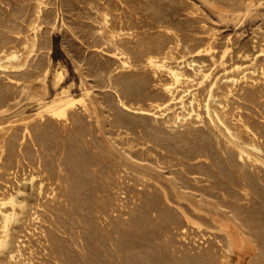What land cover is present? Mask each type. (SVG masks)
Returning a JSON list of instances; mask_svg holds the SVG:
<instances>
[{
	"label": "rangeland",
	"instance_id": "1",
	"mask_svg": "<svg viewBox=\"0 0 264 264\" xmlns=\"http://www.w3.org/2000/svg\"><path fill=\"white\" fill-rule=\"evenodd\" d=\"M169 38L174 39L173 42ZM3 43L17 52L19 60L10 62L2 58L0 61V105H3L0 106V198L17 197L15 212L18 219L16 217L10 226L8 242L12 245L9 249L5 245L0 247V264H204V261L209 264L211 260L214 264L215 258L217 264H264V0H0V44ZM155 49L161 50L160 53L164 51L160 54L161 61L168 58L172 66L185 73L182 80L176 82L166 69L155 70L144 61L139 62L147 50ZM124 51L132 56L135 69H123L119 60ZM126 79H129L128 83ZM124 86L130 88L126 90ZM169 86L174 87V96L166 92ZM120 94L129 109L119 103ZM183 96L184 105L180 103ZM66 97L73 99L76 105L70 123H58L45 106H56L60 98ZM107 117L115 118L116 122ZM81 137L84 140H78ZM2 145L7 148L6 152ZM196 150L203 151L197 153ZM71 155L78 157V161L75 157L70 159ZM72 172L77 176L72 177ZM99 176L101 179L98 180ZM172 177H179L187 186H192L191 189L209 204L200 205L198 200L179 196L170 183ZM117 180L123 184L120 186ZM59 181H65L64 187ZM205 182L207 185L203 184ZM67 186L72 189L65 188ZM89 186L94 190H89ZM88 197L93 200L89 201ZM147 199H151L148 200L150 206L145 204ZM75 201H79L77 206ZM157 203L161 205L157 206ZM6 210L12 212V205L8 204ZM157 212L164 216L165 222L163 217H157ZM146 216L150 218L147 222ZM91 221L98 228H91ZM152 221L156 223L152 224ZM2 222L0 215V236L4 231ZM145 228L148 230H143ZM171 239H174L171 242H177L170 244Z\"/></svg>",
	"mask_w": 264,
	"mask_h": 264
},
{
	"label": "bare ground",
	"instance_id": "2",
	"mask_svg": "<svg viewBox=\"0 0 264 264\" xmlns=\"http://www.w3.org/2000/svg\"><path fill=\"white\" fill-rule=\"evenodd\" d=\"M236 1H237V0H236ZM243 1H244V0H243ZM233 3H234V2H233ZM242 3H243V2H242ZM42 4H43V3H42ZM203 4H204V3H203ZM240 5H241V4H240ZM241 6H242V5H241ZM243 6H244V5H243ZM243 6H242V7H243ZM153 7H154V6H153ZM154 9H155V8H154ZM249 9H250V8H249ZM237 10H238V9H237ZM239 10H240V8H239ZM40 11H41V10H40ZM153 12H155V11H153ZM158 13H159V11H158ZM160 13H161V12H160ZM155 14H156V13H155ZM161 14H162V13H161ZM157 15H158V14H157ZM156 17H158V16H156ZM104 18H105V16H104ZM108 18H109V17H108ZM161 19H162V16H161ZM164 19L166 20V18H164ZM157 20H158V19H157ZM105 21H107V19H106ZM157 22H158V21H157ZM167 22H168V20H167ZM109 23H111V22H109ZM158 23H159V22H158ZM158 23H157V24H158ZM168 23H169V22H168ZM105 24H106V23H105ZM122 24H123V23H122ZM36 26H37V25H36ZM172 26H173V25H172ZM35 28H36V27H35ZM114 28H115V27H114ZM129 28H130V27H129ZM164 28H166V27H164ZM170 28H171V27H170ZM108 29H109V28H108ZM168 29H169V28H168ZM104 30H105V29H104ZM102 31H103V29H102ZM110 31H111V30H110ZM110 31H108V32H110ZM128 31H129V30H128ZM170 31H171V30H170ZM105 32H106V31H105ZM114 32H115V31H114ZM131 32H133V31H131ZM136 32H137V31H136ZM136 32H135V33H136ZM167 32H168V31H167ZM174 32H176V31H174ZM101 33L103 34V32H101ZM111 33H112V32H111ZM115 33H116V32H115ZM128 33H129V32H128ZM112 34H113V33H112ZM162 34H163V33H162ZM174 34H177V33H174ZM179 34H180V33H179ZM106 35H107V34H106ZM113 35H114V34H113ZM135 35H136V34H135ZM167 35H168V34H167ZM167 35H166V36H167ZM172 35H173V34H172ZM107 36H108V35H107ZM111 36H112V35H111ZM117 36H118V35H117ZM174 36H175V35H174ZM104 37H105V36H104ZM108 37H110V36H108ZM114 37H115V36H114ZM118 37H120V36H118ZM122 37H123V34H122ZM132 37H133V36H132ZM160 38H161V37H160ZM160 38H159V41L161 40ZM167 38H168V37H167ZM167 38H166V39H167ZM172 38H173V36H172ZM127 39H128V38H127ZM127 39H126V40H127ZM180 39H181V37H180ZM115 40H116V39H115ZM115 40H114V41H115ZM121 40H122V39H121ZM133 40H134V39H133ZM157 40H158V39H157ZM169 40H172V39L169 38ZM169 40H168V41H169ZM173 40H174V39H173ZM173 40H172V42H173ZM129 41H130V40H129ZM138 41H139V40H138ZM159 41H158V42H159ZM162 41H163V40H162ZM164 41H165V40H164ZM178 41H179V40H178ZM140 42H142V40H140ZM145 42H146V41H145ZM110 43H113V42H110ZM116 43H117V42H116ZM121 43H122V42H121ZM131 43H132V42H131ZM152 43H155V42H152ZM156 43H157V42H156ZM160 43H161V41H160ZM160 43H159V45H160ZM162 43H163V42H162ZM107 44H109V43H107ZM119 44H120V43H119ZM136 44H138V42H137ZM146 44H147V43H146ZM148 44H149V43H148ZM148 44H147V45H148ZM165 44H168V43H165ZM174 44H175V43H174ZM174 44H173L172 46H174ZM176 44H177V43H176ZM115 45H116V44H115ZM115 45H113V46H115ZM128 45H130V44H128ZM139 45H142V44H139ZM153 45H154V44H153ZM153 45H152V46H153ZM156 45H157V44H156ZM207 45H208V44H207ZM120 46L122 47V45H120ZM144 46H145V44H144ZM150 46H151V45H150ZM152 46H151V47H152ZM168 46H169V45H168ZM175 46H176V45H175ZM179 46H180V45H179ZM125 47H126V46H125ZM140 47H141V46H140ZM145 47H146V46H145ZM153 47H154V46H153ZM156 47H158V46H156ZM156 47H155V48H156ZM161 47H162V45H161ZM199 47H200V46H199ZM126 48H127V47H126ZM130 48H131V47H130ZM169 48H170V47H169ZM172 48H173V47H172ZM204 48H205V47H204ZM204 48H203V49H204ZM210 48H211V47H210ZM119 49H120V48H119ZM136 49H137V48H136ZM143 49H144V48H143ZM153 49H154V48H153ZM158 49H159V47H158ZM158 49H157V51H156V49H155V51H154V50H150V51L147 50L148 52L146 51L145 54L143 53L144 55L142 54V55H143V58H142L140 61H139L138 59H137V60H138L139 62H142V63H143V61H144L145 64L149 65L151 68H153V69H155V70L166 69V70L168 71V73L171 75V77L175 79L176 82H179L180 80H182V79L184 78V74H185V73L183 74V72L181 71V69H180L179 67L172 66V65L169 63V61H168V60H170V59L165 58L164 61H163V60L161 61V59H160V54L163 53L164 51L160 53L161 50L159 51ZM165 49H166V46H165ZM170 49H171V48H170ZM173 49H174V48H173ZM175 49H176V48H175ZM115 50H116V48H115ZM125 50H126V49H125ZM127 50H128V49H127ZM138 50H139V49H138ZM163 50H164V49H163ZM118 51H119V50H118ZM121 51H123V50H121ZM132 51H133V50L131 49V53H132ZM139 51H140V50H139ZM139 51H138V52H139ZM158 51H159V52H158ZM173 51H174V50H173ZM200 51H201V50H200ZM200 51H198L197 53L199 54ZM203 51H204V50H203ZM135 52H136V51H135ZM144 52H145V51H144ZM205 52H206V51H205ZM141 53H142V52H141ZM165 53H166V52H165ZM169 53H172V52L170 51ZM200 53H201V52H200ZM31 54H32V53H31ZM128 54H129V53H128ZM128 54H127L125 51H124V52H121V58H120L119 61H121L120 64H122L123 69L132 68V67H133L132 63L135 62V61L132 60V59H133L132 56L130 57ZM134 54H135V53H134ZM163 54H164V53H163ZM163 54H162V55H163ZM29 55H30V54H29ZM118 55H119V54H118ZM137 55H139V54L137 53ZM140 55H141V54H140ZM166 56H167V55H166ZM169 56H170V55H169ZM133 57H134V56H133ZM136 57H137V56H136ZM2 58H7L8 60H10V62H11V61H13V62H17V61L19 60V56H18L17 52H16V51H11L10 49H8V47L5 46L4 43H3V45L0 44V61L2 60ZM172 58H173V56H172ZM26 63H27V61H26ZM138 64H139V63H138ZM190 64H191V63H190ZM140 65H141V64H140ZM188 65H189V64H188ZM15 66H16V65H15ZM134 66H136V65H134ZM137 66H138V65H137ZM141 66H142V65H141ZM143 66H144V64H143ZM178 66H179V65H178ZM18 67H19V66H18ZM133 68H134V67H133ZM136 68H137V67H136ZM146 68H147V67H146ZM151 68H150V69H151ZM5 69H6V68H5ZM20 69H21V68H20ZM134 69H135V68H134ZM27 71H28V70H27ZM32 72H33V71H32ZM45 73H47V72L45 71ZM61 75H62V74H61ZM208 75H209V74H208ZM157 76H158V75H157ZM206 76H207V75H206ZM206 76H205V77H206ZM39 77H40V76H39ZM203 77H204V76H203ZM110 79H111V78H110ZM128 80H129V79H128ZM128 80L126 79L127 83H128ZM122 81H123V80H122ZM111 82H112V81H111ZM123 82H125V81H123ZM118 83H119V82H118ZM120 83H121V82H120ZM125 83H126V82H125ZM125 83H123V84H125ZM130 83H131V82H130ZM132 83H133V82H132ZM115 84H116V83H115ZM115 84H114V85H115ZM116 85H117V84H116ZM118 85H119V84H118ZM125 85H127V84H125ZM111 86H113V85H111ZM132 86H133V85H132ZM214 86H215V85H214ZM124 87H125V86H124ZM126 87H128V86H126ZM126 87H125V88H126ZM114 88H115V86H114ZM129 88H130V87H129ZM129 88H128V89H129ZM173 88H174V87L169 86V87H167V89H166V88H165V89L167 90L166 92H168V93H170V94H172V95L174 96ZM128 89L126 88V90H128ZM131 90H132V89H131ZM123 92H124V91H123ZM125 92H126V91H125ZM127 92H128V91H127ZM129 92H131V91H129ZM211 93H212V92H211ZM211 93H210V94H211ZM63 94H64V93H63ZM122 95H123V94H122ZM123 96H124V95H123ZM125 97H126V96H125ZM127 98H128V97H127ZM14 99H15V98H14ZM171 99H172V98H171ZM175 99H176V98H174V100H175ZM127 100H128V99H127ZM127 102H128V101H127ZM119 103H120L123 107L129 109L128 105H127L126 102L124 101V99H123V97L121 96V94L119 95ZM180 103H181L182 105L185 104V97H184V96L180 98ZM248 103H249V102H248ZM75 105H76V104H75V101H74L73 99H70V98H67V97H66V99H65V98H60V99L57 101V105H56V106H51V107H47V106H45V107L48 108V109H47L48 113H50V114L52 115V117L56 120V122H58V123H63V124H68V123H70V120H71V118H72V117H71V112H72V110L74 109ZM0 106H1V105H0ZM1 107H3V105H2ZM1 107H0V108H1ZM162 107H163V106H162ZM183 107H184V106H183ZM43 109H44V108H43ZM142 109H143V108H142ZM208 109H209V108H208ZM1 110H2V109H1ZM144 112H145V111H144ZM141 113H142V112H141ZM192 113H193V112H192ZM79 114H81V113H79ZM79 114H78V116H79ZM195 114H196V113H195ZM14 115H15V114H14ZM39 115H41V114H39ZM43 115H45V114H43ZM179 115H180V114H179ZM41 116H42V115H41ZM177 116H178V114H177ZM82 117H84V116H82ZM120 117H121V116H120ZM86 118H87V117H86ZM107 118H108V117H107ZM121 118H123V117H121ZM178 118H179V117H178ZM74 119H75V118H74ZM79 119H80V118H79ZM83 119H84V118H83ZM108 119H109V118H108ZM180 119H182V118H180ZM50 120H51V119H50ZM52 120H53V119H52ZM55 120H54V121H55ZM81 120H82V119H81ZM85 120H86V119H84V121H85ZM90 120H91V119H90ZM109 120H110V119H109ZM111 120H113V119H111ZM111 120H110V121H111ZM114 120H115V118H114ZM114 120H113V122H116V120H115V121H114ZM127 120H128V119H127ZM54 121H53V122H54ZM84 121H83V123H84ZM86 121H87V120H86ZM107 121H108V120H107ZM180 121H182V120H180ZM73 122H74V121H73ZM78 122H79V120H78ZM87 122H88V121H87ZM89 122H90V121H89ZM94 122H95V121H94ZM101 122H102V121H101ZM111 122H112V121H111ZM117 122L119 123V119H118ZM120 122H121V121H120ZM74 123H75V122H74ZM76 123H77V122H76ZM80 123H81V122H80ZM54 124H55V123H54ZM84 124H85V123H84ZM88 124H89V123H88ZM90 124H91V123H90ZM95 124H96V123H95ZM115 124H116V123H115ZM115 124H114V125H115ZM123 124H124V123H123ZM123 124H122V125H123ZM127 124H128V123H127ZM127 124H126V125H127ZM131 124H132V123H131ZM131 124H130V125H131ZM70 125H71V124H70ZM74 125H75V124H74ZM76 125H78V123H77ZM82 125H83V124H82ZM93 125H94V124H93ZM118 125H119V124H118ZM122 125H121V126H122ZM124 125H125V124H124ZM80 126H81V125H80ZM87 126H88V125H87ZM109 126H110V124H109ZM109 126H108V127H109ZM65 127H66V126H65ZM75 127H76V126H75ZM77 127H78V126H77ZM77 127H76V129H77ZM81 127H82V126H81ZM83 127H84V126H83ZM83 127H82V128H83ZM90 127H91V126H90ZM111 127H112V123H111ZM111 127H109V128H111ZM124 127H125V126H124ZM127 127H128V126H127ZM28 128H29V127H28ZM70 128L72 129V127H70ZM78 128H79V127H78ZM82 128H81V129H82ZM59 129H60V128H59ZM68 129H69V128H68ZM71 129H70V130H71ZM84 129H85V128H84ZM97 129H98V128H97ZM112 129H113V128H112ZM122 129H123V128H122ZM129 129H130V128H129ZM26 130H27V129H26ZM29 130H30V128H29ZM53 130H56V129H53ZM72 130H73V129H72ZM85 130H86V129H85ZM88 130H89V129H88ZM104 130H105V129H104ZM115 130H116V129H115ZM115 130H114V131H115ZM30 131H31V130H30ZM58 131H60V130H58ZM58 131H54V132H58ZM86 131H87V130H86ZM86 131H85V132H86ZM89 131H91V130H89ZM93 131H94V130H93ZM101 131H102V130H101ZM105 131H106V130H105ZM116 131H117V130H116ZM227 131H228V130H227ZM77 132H78V131H76V133H77ZM87 132H88V131H87ZM107 132H108V131H107ZM231 132H232V131H231ZM88 133H89V132H88ZM88 133H87V134H88ZM94 133H95V132H94ZM102 133H103V131H102ZM113 133H114V132H113ZM122 133H123V132H122ZM127 133H128V132H127ZM131 133H132V132H131ZM227 133H228V132H227ZM31 134H32V133H31ZM45 134H47V133H45ZM55 134H56V133H55ZM79 134H80V132H79ZM83 134H84V133H83ZM85 134H86V133H85ZM92 134H93V133H92ZM103 134H104V133H103ZM118 134H119V133H118ZM75 135H76V134H75ZM81 135H82V134H81ZM97 135H98V134H97ZM109 135H110V134H109ZM45 136H46V135H45ZM51 136H52V135H51ZM54 136L56 137L57 135H54ZM69 136H70V134H69ZM73 136H74V134H73ZM73 136H72V137H73ZM82 136H83V135H82ZM85 136H86V135H85ZM128 136H129V135H128ZM130 136H131V135H130ZM153 136H154V135H153ZM58 137H59V136H58ZM78 137H79V136H78ZM83 137H84V136H83ZM104 137H105V136H104ZM110 137H111V136H110ZM132 137H133V136H132ZM151 137H152V136H151ZM69 138H70V137H69ZM73 138H74V137H73ZM75 138H76V136H75ZM99 138H100V137H99ZM116 138H117V137H116ZM146 138H147V136H146ZM149 138H150V137H148V139H149ZM70 139H71V138H70ZM81 139H83V138L81 137V138H79L78 140L82 141ZM100 139H101V138H100ZM123 139H124V138H123ZM127 139H128V138H127ZM144 139H145V138H144ZM156 139H157V138H156ZM156 139H155V140H156ZM162 139H163V138H162ZM183 139H184V138H183ZM83 140H84V139H83ZM90 140H91V139H90ZM102 140H103V139H102ZM115 140H116V139H115ZM118 140H119V139H118ZM128 140H129V139H128ZM158 140H160V139H158ZM73 141H74V139H73ZM75 141H76V139H75ZM75 141H74V142H75ZM92 141H93V140H92ZM92 141H91V142H92ZM131 141H134V140H130V142H131ZM135 141H136V140H135ZM137 141H138V140H137ZM139 141H140V140H139ZM139 141H138V142H139ZM163 141H164V140H162V142H163ZM182 141H183V140H182ZM204 141H205V140H204ZM71 142H72V141H71ZM78 142H79V141H78ZM84 142H85V141H84ZM86 142H87V140H86ZM88 142H89V141H88ZM94 142H95V141H94ZM94 142H93V143H94ZM126 142H127V141H126ZM156 142H157V141H156ZM160 142H161V141H160ZM160 142H159V143H160ZM165 142H166V141H165ZM231 142H232V141H231ZM82 143H83V142H82ZM96 143H97V142H96ZM109 143H110V142H109ZM123 143H124V142H123ZM139 143H140V142H139ZM143 143H144V142H143ZM146 143H147V142H146ZM146 143H145V144H146ZM151 143H152V140H151ZM229 143H230V142H229ZM229 143H227V144H229ZM70 144H71V143H70ZM72 144H74V143L72 142ZM80 144H81V143H80ZM86 144H87V143H86ZM110 144H111V143H110ZM136 144H137V143H135V145H136ZM141 144H142V142H141ZM145 144H144V145H145ZM156 144H157V143H156ZM163 144H164V143H163ZM232 144H233V143H232ZM4 145H5V144H4ZM75 145H76V144H75ZM83 145H85V144H83ZM89 145H90V144H89ZM98 145H99V143H98ZM128 145H129V144H128ZM142 145H143V144H142ZM218 145H219V144H218ZM220 145H221V143H220ZM72 146H74V145H72ZM72 146H71V147H72ZM81 146H82V145H81ZM81 146H80V147H81ZM91 146L94 147L92 144H91ZM133 146H134V145H133ZM161 146H162V148H163V145H161ZM167 146H169V145H167ZM199 146H200V145H199ZM199 146H198V147H199ZM2 147H3V145H2ZM13 147H14V145H13ZM17 147H19V146H17ZM63 147H64V145H63ZM82 147H83V146H82ZM86 147H87V146H86ZM101 147H102V145H101ZM137 147H138V146H137ZM146 147L148 148V145H146ZM146 147H145V149H146ZM157 147H158V146H157ZM164 147H165V146H164ZM169 147H170V146H169ZM200 147H201V146H200ZM226 147H227V145H226ZM239 147H240V146H239ZM67 148L69 149V146H68ZM74 148H75V147H74ZM84 148H85V147H84ZM90 148H91V147H90ZM112 148H113V146H112ZM122 148H123V147H122ZM125 148H126V147H125ZM142 148H143V146H142ZM149 148H150V147H149ZM154 148H155V145H154ZM162 148H161V149H162ZM236 148H237V147H236ZM65 149H66V147H65ZM76 149H77V147H76ZM76 149H74V150H76ZM78 149H79V148H78ZM82 149H83V148H82ZM113 149H114V148H113ZM138 149H139V151H140V148H138ZM143 149H144V148H143ZM150 149L152 150L153 148L151 147ZM157 149H158V148H157ZM163 149H164V148H163ZM165 149H166V148H165ZM169 149H170V148H169ZM201 149H203V148H201ZM206 149H207V148H206ZM223 149H224V148H223ZM253 149H254V148H253ZM2 150L6 152L7 148H6V147H5V148L3 147ZM63 150H64V149H63ZM74 150H73V151H74ZM88 150H92V149H88ZM95 150H96V149H95ZM114 150H115V149H114ZM159 150H160V149H158V151H159ZM166 150H168V148H167ZM170 150H171V149H170ZM197 150H198V149H197ZM197 150H196V152L198 153L199 151H197ZM199 150H200V148H199ZM204 150H205V149H204ZM207 150H209V149H207ZM220 150H222V149H220ZM238 150H239V148H238ZM13 151H14V149H13ZM71 151H72V150H71ZM82 151H83V150H82ZM84 151H85V149H84ZM136 151H138V150H136ZM136 151H135V153H136ZM144 151H145V150H143V153H144ZM147 151H148V150H147ZM152 151L154 152V150H152ZM202 151H203V150H202ZM202 151H201V152H202ZM225 151H226V150H225ZM225 151H224V152H225ZM239 151L241 152V151H243V149H241V150H239ZM261 151H262V150H261ZM98 152H99V151H98ZM106 152H107V151H106ZM106 152H105V153H106ZM156 152H157V151H156ZM156 152H155V154L158 153V152H157V153H156ZM161 152L163 153L162 150H161ZM172 152H173V151H172ZM201 152H199V153H201ZM205 152H207V151H205ZM222 152H223V151H222ZM70 153H71V152H70ZM76 153L78 154V152H75V154H76ZM79 153H80V152H79ZM95 153H96V152H95ZM95 153H93V155H94ZM99 153H100V152H99ZM103 153H104V152H103ZM139 153H142V150H141V152H139ZM139 153H138V154H139ZM147 153H148V152H147ZM165 153L167 154V151H166ZM174 153H175V152H174ZM193 153H195V152H193ZM203 153H204V152H203ZM209 153H210V151H209ZM232 153H233V152H232ZM72 154H73V153H72ZM75 154H74V155H75ZM81 154H83V153H81ZM81 154H80V155H81ZM85 154H86V153H85ZM85 154H84V155H85ZM90 154H91V153H90ZM90 154H89V155H90ZM107 154H108V153H107ZM133 154H134V153H133ZM136 154H137V153H136ZM138 154H137V155H138ZM155 154H154V155H155ZM158 154H160V152H159ZM176 154H177V153H176ZM179 154H180V153H179ZM206 154H207V156L209 155L208 153H206ZM211 154H213V153H211ZM243 154H244V153H243ZM86 155L88 156V154H86ZM86 155H85V157H86ZM91 155H92V154H91ZM103 155H104V154H103ZM103 155H101V156H103ZM108 155H109V154H108ZM142 155H143V154H141V156H142ZM144 155L147 156V154H144ZM154 155H152V156H154ZM161 155H162V154H161ZM164 155H165V154H164ZM170 155H171V157H172V154H170ZM177 155H178V154H177ZM188 155H189V154H188ZM190 155H191V154H190ZM194 155H196V154H194ZM213 155H214V154H213ZM233 155H234V154H233ZM13 156H14V154H13ZM15 156H16V155H15ZM77 156H79V155H77ZM94 156H95V155H94ZM94 156H93V157H94ZM98 156H99V155H98ZM101 156H100V157H101ZM104 156H105V155H104ZM104 156H103V157H104ZM150 156H151V155H150ZM166 156H167V155H166ZM175 156H176V155H175ZM179 156H180V155H179ZM192 156H193V155H192ZM202 156H203V155H201V157H202ZM204 156H205V155H204ZM209 156H210V155H209ZM209 156H208V157H209ZM211 156H212V155H211ZM226 156H227V157H228V156L230 157V155H227V154H226ZM238 156H239V155H238ZM242 156H243V155H242ZM39 157H40V156H39ZM41 157H42V156H41ZM41 157H40V158H41ZM71 157H72V158H70V159H73V157H75V156L71 155ZM88 157H89V156H88ZM100 157H98V158H100ZM108 157H110V156H108ZM148 157H149V153H148ZM148 157H147V158H148ZM154 157H155V156H154ZM162 157H164V156H162ZM168 157H169V155H168ZM182 157H183V156H182ZM185 157H186V156H185ZM188 157H189V156H188ZM197 157H198V156H197ZM214 157H215V155H214ZM229 157H228V158H229ZM234 157H235V156H234ZM13 158H15V157H13ZM76 158H77V159H76ZM81 158H84V157H81ZM98 158H97V160H96V161H97L96 163H98V165H99L100 162H98V160H99ZM104 158H105V157H104ZM117 158H118V157H117ZM150 158H151V157H150ZM156 158H157V157H156ZM172 158H173V157H172ZM178 158H179V157H178ZM190 158H191V157H190ZM193 158H194V157H193ZM211 158H212V157H211ZM211 158H210V159H211ZM232 158H233V157H232ZM248 158H249V157H248ZM74 159H76V160H75L76 162L78 161V157H75ZM74 159H73V160H74ZM79 159H80V158H79ZM95 159H96V158H95ZM100 159H101V158H100ZM105 159H107V158H105ZM112 159H113V158H112ZM153 159H154V158H153ZM163 159H164V158H163ZM166 159H168V158H166ZM169 159H170V157H169ZM174 159H176V158H174ZM180 159H181V158H180ZM182 159H183V158H182ZM187 159H188V158H187ZM194 159H195V158H194ZM206 159H207V158H206ZM210 159H209V160H210ZM226 159H227V158H226ZM230 159H231V157H230ZM230 159H229V160H230ZM237 159H242V157H241V158H237ZM13 160H14V159H13ZM82 160H84V159H82ZM86 160H87V159H86ZM89 160L91 161L90 158H89ZM89 160H88V161H89ZM92 160H93V159H92ZM170 160H171V159H170ZM178 160H179V159H178ZM200 160H202V158H201ZM200 160H199V161H200ZM204 160H205V159H204ZM212 160H213V159H212ZM212 160H211V161H212ZM231 160H232V159H231ZM80 161H81V159H80ZM80 161H79V162H80ZM93 161H94V160H93ZM103 161H104V159H103ZM109 161H110V160H109ZM109 161H108V162H109ZM113 161H114V160H113ZM136 161H138V160H136ZM145 161H146V160H145ZM148 161H150V160H148ZM155 161L158 162V160H155ZM164 161H165V160H164ZM184 161H185V160H184ZM190 161H191V160H190ZM197 161H198V159H197ZM232 161H233V160H232ZM240 161H241V160H240ZM41 162H42V161H41ZM82 162H83V161H82ZM106 162H107V161H106ZM141 162H142V161H141ZM161 162H162V161H161ZM172 162H173V161H172ZM181 162H182V161H181ZM185 162H187V161H185ZM234 162H236V161H234ZM238 162H239V161H238ZM43 163H44V162H43ZM43 163H41V164H43ZM80 163H81V162H80ZM88 163H89V162H88ZM91 163H92V162H91ZM132 163H133V162H132ZM152 163H153V162H152ZM163 163H164V162H163ZM173 163H174V162H173ZM188 163H189V162H188ZM215 163H217V162H215ZM215 163H214V164H215ZM228 163H229V162H228ZM236 163H237V162H236ZM241 163H242V162H241ZM41 164H38V165H41ZM73 164H74V163H73ZM83 164L85 165L86 163H83ZM93 164H94V162H93ZM93 164H89V166H90V165H93ZM101 164H102V163H101ZM110 164H112V163H110ZM118 164H119V163H118ZM124 164H125V163H124ZM133 164H134V163H133ZM167 164H168V163H167ZM181 164H183V162H182ZM208 164H209V162H208ZM231 164H233V163H231ZM238 164H239V163H238ZM55 165H56V164H55ZM63 165H64V164H63ZM75 165H76V164H75ZM75 165H74V167H75ZM81 165H82V164H81ZM86 165H87V164H86ZM94 165H95V164H94ZM94 165H93V167H94ZM103 165H104V162H103ZM135 165H136V164H135ZM139 165H140V164H139ZM157 165H158V164H157ZM174 165H175V164H174ZM178 165H180V164H178ZM189 165L191 166V164H189ZM210 165H211V164H210ZM234 165L236 166V164H234ZM239 165H241V164H239ZM52 166H54V165H52ZM61 166H62V165H61ZM72 166H73V165H72ZM78 166H80V164H79ZM113 166H114V162H113ZM141 166H142V165H141ZM158 166H159V165H158ZM161 166H162V165H161ZM187 166H188V165H187ZM204 166H205V165H204ZM206 166H207V165H206ZM215 166H216V165H214V167H215ZM237 166H238V165H237ZM42 167H43V165H42ZM48 167H49V165H48ZM64 167H65V165H64ZM64 167H63V169H64ZM96 167H97V166H96ZM98 167H100V166H98ZM110 167H112V166L110 165ZM110 167H109V168H110ZM115 167H116V166H115ZM191 167H192V166H191ZM195 167H196V166H195ZM202 167H203V166H202ZM202 167H201V169H204V168H202ZM241 167H242V166H241ZM40 168H41V167H40ZM43 168H45V167H43ZM43 168H42V169H43ZM56 168H57V167H56ZM75 168H76V167H75ZM77 168H78V167H77ZM103 168H104V167H103ZM121 168L123 169V167H121ZM160 168H161V167H160ZM186 168H187V167H186ZM196 168H197L198 171H200V170L198 169V167H196ZM234 168H237V167H234ZM45 169H46V168H45ZM47 169H48V168H47ZM52 169H53V168H52ZM52 169H51V170H52ZM61 169H62V168H61ZM81 169H82V168H80L79 171H80ZM104 169H105V168H104ZM116 169H117V168H116ZM118 169H119V167H118ZM122 169H120V170H122ZM126 169H127V168H126ZM188 169H190V168L188 167ZM206 169H207V168L205 167V170H206ZM215 169H216V168H215ZM223 169L225 170V168H223ZM223 169H221V170H223ZM37 170H38V169H37ZM55 170L57 171V169H54V171H55ZM59 170H60V169H59ZM84 170H85V169H84ZM86 170H87V169H86ZM90 170H91V169H90ZM98 170H99V169H98ZM101 170H102V169H101ZM105 170H107V169H105ZM114 170H115V169H114ZM124 170H125V169H124ZM124 170H122V171H124ZM176 170H177V169H176ZM178 170H179V169H178ZM186 170H187V169H186ZM209 170H211V169H209ZM212 170H213V169H212ZM240 170H241V168H240ZM43 171H44V170H43ZM46 171H47V170H46ZM56 171H55V172H56ZM61 171H62V170H61ZM73 171H74V169H73ZM81 171H82V173H83V170H81ZM99 171H100V170H99ZM107 171H108V170H107ZM129 171H130V170H129ZM155 171H156V170H155ZM201 171H202V170H201ZM203 171H204V170H203ZM203 171H202V172H203ZM213 171H214V170H213ZM27 172H28V171H27ZM50 172H52V171H50ZM55 172H54V173H55ZM64 172H65V171H64ZM67 172H68V171H67ZM70 172H71V170H70ZM74 172H75V171H74ZM77 172H78V170H77ZM88 172H89V171H88ZM91 172H92V171H91ZM91 172H90V173H91ZM96 172H97V171H96ZM104 172H105V171H104ZM108 172H109V171H108ZM192 172H193V171H192ZM207 172H208V171H207ZM214 172H216V171H214ZM225 172H226V171H225ZM228 172H229V171H228ZM39 173H40V172H39ZM61 173H62V172H61ZM65 173H66V172H65ZM65 173H64V174H65ZM78 173H80V172H78ZM82 173H80V174H82ZM92 173H95V172H92ZM98 173H99V172H98ZM102 173H103V172H102ZM102 173H101V174H102ZM130 173H131V172H130ZM166 173H169V172H166ZM177 173H178V172H177ZM194 173H195V172H194ZM203 173H204V172H203ZM209 173H210V175H213V174H211L210 171H209ZM44 174H45V173H44ZM46 174H47V173H46ZM49 174H50L51 176L53 175V174H51V173H49ZM49 174H47V175H49ZM58 174H59V173H58ZM68 174H69V173H67V176H68ZM84 174H86V173H84ZM88 174H89V173H88ZM104 174H107V173H104ZM113 174H114V173H113ZM113 174H112V175H113ZM125 174H126V173H125ZM190 174H191V171H190ZM199 174H200V173H199ZM219 174H220V170H219ZM221 174H222V172H221ZM224 174H225V173H224ZM47 175H46V176H47ZM72 175H73V172H72ZM75 175H76V174H74L72 177H74ZM82 175H83V174H82ZM90 175H91V174H90ZM93 175H94V174H93ZM96 175H97V174H95V176H96ZM126 175H127V174H126ZM126 175H125V176H126ZM128 175H129V174H128ZM130 175H132V174H130ZM158 175H159V174H158ZM172 175H173V174H172ZM175 175H176V174H175ZM201 175H203V174H201ZM206 175H207V173H206ZM226 175H227V174H226ZM226 175H225V176H226ZM228 175H229V173H228ZM42 176H43V175H42ZM53 176H54V175H53ZM57 176H61V175H57ZM57 176H56V177H57ZM64 176H65V175H64ZM76 176H77V175H76ZM91 176H92V175H91ZM97 176H98V175H97ZM101 176H102V175H101ZM101 176H99L98 180L101 179V178H100ZM116 176H117V175H116ZM120 176H121V175H119V177H120ZM150 176H151V175H150ZM194 176H196V175H194ZM203 176H204V175H203ZM214 176H215V175H214ZM217 176H218V175H217ZM217 176H216V177H217ZM220 176H221V175H220ZM9 177H10V176H9ZM56 177H55V178H56ZM62 177H63V176H62ZM62 177H61V178H62ZM70 177H71V175H70ZM80 177H81V176H80ZM80 177H79V178H80ZM108 177H109V174H108ZM117 177H118V176H117ZM131 177H132V176H131ZM134 177H135V176H134ZM136 177H137V176H136ZM141 177H142V176H141ZM141 177H140V179H141ZM206 177H207V176H206ZM209 177H210V176H209ZM222 177H223V176H222ZM226 177H227V176H226ZM42 178H43V177H42ZM49 178H50V176H49ZM49 178H48V179H49ZM53 178H54V177H53ZM55 178H54V179H55ZM67 178H68V177H67ZM76 178H77V177H75V179H76ZM79 178H78V179H79ZM85 178H86V177H85ZM93 178H94V177H93ZM109 178H111V177H109ZM112 178H113V177H112ZM123 178H124V177H123ZM138 178H139V176H138ZM178 178H179V177H177V178H176V177H172V178L170 179V183L172 184V186H173L174 189L176 190V193H177L179 196H182V197H184V198H185V197H190V199L192 198V199L198 200V201L201 203L200 205H202V203H208V204H209V202H208L207 199H204L203 196H202L201 194H197L196 192L193 191V189H191L192 186H191V188H190L189 186H187V185L181 180V178H180V179H178ZM191 178H193V177H191ZM199 178H200V177H199ZM199 178H198V179H199ZM219 178H220V177H219ZM219 178H218V179H219ZM51 179H52V178H51ZM51 179H50V180H51ZM59 179H60V178H59ZM73 179H74V178H73ZM90 179H91V178H90ZM95 179H96V178H95ZM95 179H94V180H95ZM102 179H103V177H102ZM126 179H128V176H127ZM131 179H132V178H131ZM131 179H130V177H129V180H131ZM135 179L137 180V178H135ZM135 179H134V180H135ZM156 179H157V178H156ZM183 179H184V178H183ZM213 179H214V178H213ZM216 179H217V178H215V180H216ZM221 179H222V178H221ZM44 180H47V179H44ZM65 180H66V179H65ZM68 180H69V179H68ZM80 180H81V179H80ZM85 180H86V179H85ZM87 180H88V179H87ZM91 180H92V179H91ZM105 180H106V179H105ZM118 180H119V179H118ZM118 180H117V181H118ZM120 180H122V179H120ZM120 180H119V181H120ZM123 180H124V179H123ZM184 180H186V179H184ZM189 180H190V179H189ZM199 180H200V179H199ZM210 180H212V178H211ZM42 181H43V180H42ZM52 181H53V179H52ZM62 181H63V178H62ZM62 181H59V182H62ZM83 181H84V179H83ZM114 181H115V179H114ZM117 181H116V182H117ZM119 181H118V182H119ZM126 181H127V180H126ZM146 181H147V180H146ZM148 181H149V179H148ZM190 181H191V180H190ZM200 181H201V180H200ZM206 181H209V179H207ZM213 181H214V180H213ZM44 182H45V181H44ZM50 182H51V181H50ZM53 182H54V181H53ZM53 182H52V183H53ZM72 182H73V180H72ZM78 182H79V180H78ZM87 182H88V181H87ZM89 182H90V181H89ZM93 182H95V181H93ZM93 182H92V183H93ZM110 182H112V181H110ZM118 182H117V183H118ZM136 182H137V181H136ZM140 182H141V181H140ZM143 182H144V181H143ZM143 182H142V183H143ZM197 182H198V181H197ZM211 182H212V181H211ZM243 182H244V181H243ZM247 182H249V181H247ZM55 183H56V182H55ZM62 183H63V182H62ZM64 183H65V181H64ZM64 183H63V184H60V186H63ZM70 183H71V180H70ZM74 183H75V182H74ZM79 183H81V182H79ZM79 183H78V185H79ZM90 183H91V182H90ZM108 183H109V182H108ZM113 183H115V182H113ZM121 183H122V182H121ZM121 183L119 182V185H120ZM153 183H154V182H153ZM164 183H165V182H164ZM213 183H214V182H213ZM39 184H40V183H39ZM99 184H100V183H99ZM111 184H112V183H111ZM122 184H123V183H122ZM150 184H152V182H151ZM166 184H167V183H166ZM203 184L207 185L206 182L203 183ZM218 184H221V183L218 182ZM218 184H217V185H218ZM222 184H223V183H222ZM240 184H241V183H240ZM240 184H239V185H240ZM249 184H250V183H249ZM249 184H248V185H249ZM52 185H53V184H52ZM69 185H70V184H69ZM73 185H74V184H73ZM73 185H72V186H73ZM88 185H89V183L87 184V186H88ZM91 185H92V184H91ZM97 185H98V184H97ZM106 185H107V183H106ZM140 185L142 186L143 184H140ZM154 185H155V184H154ZM160 185H161V184H160ZM167 185H168V184H167ZM191 185H192V184H191ZM201 185H202V184H201ZM210 185H211V184H210ZM210 185H209V186H210ZM223 185H225V183H224ZM223 185H222V186H223ZM241 185H242V184H241ZM241 185H240V187H241ZM245 185H246V184H245ZM42 186H43V185H42ZM55 186H56V184H55ZM57 186H58V185H57ZM57 186H56V187H57ZM75 186H76V185H75ZM85 186H86V185H85ZM85 186H84V187H85ZM87 186H86V187H87ZM94 186H95V185H94ZM98 186H99V185H98ZM116 186H117V185H116ZM120 186H121V185H120ZM146 186H147V185H146ZM155 186H156V185H155ZM155 186H154V187L151 186V188H152V187L155 188ZM194 186H195V185H194ZM196 186H197V185H196ZM212 186H213V185H212ZM219 186H220V185H219ZM43 187H44V186H43ZM43 187H42V188H43ZM63 187H64V186H63ZM89 187H90V186H89ZM89 187H88V188H89ZM144 187H145V185H144ZM210 187H211V186H210ZM250 187H251V186H250ZM250 187H246V188H250ZM65 188H68V189H69L68 186L65 187ZM79 188H80V187H79ZM82 188H83V187H82ZM97 188H99V187H97ZM107 188H108V187H107ZM114 188H115V187H114ZM114 188H113V189H114ZM118 188H119V187H118ZM141 188H142V187H141ZM145 188H146V187H145ZM212 188H213V187H212ZM214 188H215V187H214ZM214 188H213V189H214ZM217 188H218V187H217ZM220 188H221V187H220ZM223 188H225V187L223 186ZM243 188H244V187H243ZM68 189H67V191H68ZM70 189H72V187H71ZM70 189H69V190H70ZM91 189H92V188L90 187L89 190H91ZM95 189H96V187H95ZM113 189H112V190H113ZM147 189H148V188H147ZM202 189H203V188H202ZM251 189H252V188H251ZM255 189H256V188H255ZM38 190H39V189H38ZM75 190H77V189L75 188ZM78 190H79V189H78ZM82 190H83V189H82ZM92 190H94V188H93ZM92 190H91V191H92ZM98 190L101 191L100 189H98ZM98 190H97V191H98ZM114 190H115V189H114ZM117 190H118V189H117ZM144 190H145V189H144ZM152 190H153V189H152ZM168 190H169V189H168ZM221 190H222V189H221ZM41 191H42V190H41ZM67 191H66V192H67ZM87 191H88V190H87ZM87 191H86V192H87ZM108 191H110V190H108ZM139 191H140V190H138V192H139ZM146 191H147V190H146ZM148 191H150V190L148 189ZM224 191H227V190H224ZM245 191H247V190L245 189ZM251 191H252V190H251ZM68 192H69V191H68ZM80 192H81V189H80ZM80 192H77V193L80 194ZM84 192H85V191H84ZM105 192H106V191H105ZM110 192H111V191H110ZM157 192H158V190H157ZM163 192H164V191H163ZM217 192H218V191H217ZM248 192H249V191H248ZM40 193H41V192H40ZM69 193H70V192H69ZM71 193H72V192H71ZM81 193H82V192H81ZM88 193H89V192H88ZM91 193H92V192H91ZM91 193H90V194H91ZM94 193H95V192H94ZM140 193H142V192L140 191ZM147 193H148V192H147ZM154 193H155V192H154ZM173 193H174V192H173ZM206 193H207V192H206ZM213 193H214V192H213ZM219 193H220V192H219ZM241 193H242V192H241ZM82 194H83V193H82ZM92 194H93V193H92ZM109 194H110V193H109ZM116 194H117V191H116ZM143 194H145V192H144ZM151 194H152V193H151ZM155 194L158 196L157 193H155ZM167 194H169V192H168ZM211 194H212V193H211ZM215 194H216V191H215ZM66 195H67V194H66ZM72 195H74V191H73ZM86 195H87V194H86ZM101 195H102V194H101ZM103 195H104V194H103ZM114 195H115V194H114ZM141 195H142V194H141ZM147 195H148V194H147ZM152 195L154 196V194H152ZM161 195H162V193H161ZM173 195H174V194H173ZM206 195H207V194H206ZM67 196H69V195H67ZM70 196H71V195H70ZM80 196H81V195H80ZM82 196H83V195H82ZM82 196H81V197H82ZM84 196H85V195H84ZM88 196H89V195H88ZM106 196H107V194H106ZM116 196H117V195H116ZM164 196H165V195H164ZM169 196H172V195L169 194ZM169 196H168V197H169ZM227 196H229V195H227ZM242 196H243V195H242ZM249 196H250V195H249ZM54 197H56L55 194H54ZM72 197H73V196H72ZM76 197H77V194H76ZM76 197L74 196L73 198H76ZM100 197H101V196H100ZM113 197H114V196H113ZM113 197H112V198H113ZM141 197H142V196H141ZM148 197H149V196H148ZM158 197H159V196H158ZM212 197H213V196H212ZM219 197H220V196H219ZM73 198H72V200H73ZM78 198H79V197H78ZM78 198H77V199H78ZM82 198H83V197H82ZM82 198H81V199H82ZM88 198H89V197H88ZM92 198H94V197H92ZM101 198H103V197H101ZM101 198H100V199H101ZM104 198H105V196H104ZM150 198H151V197H150ZM159 198H160V197H159ZM172 198H173V197H172ZM172 198H171V199H172ZM245 198H246V197H245ZM77 199H76V200H77ZM89 199H90V198H89ZM94 199H96V197H95ZM154 199H155V197H154ZM156 199H157V198H156ZM160 199H161V198H160ZM160 199H159V200H160ZM240 199H242V198H240ZM240 199H239V200H240ZM69 200H71V199H69ZM86 200H87V199H86ZM92 200H93V199H92ZM92 200L90 199L89 201H92ZM96 200H97V199H96ZM105 200H106V199H105ZM109 200H110V199H109ZM109 200H108V201H109ZM113 200H115V199H113ZM148 200H149V199H147V203H145V204H148V202H149L151 199H150L149 201H148ZM172 200H173V199H172ZM175 200H176V199H175ZM73 201H74V200H73ZM73 201L71 202V204L73 203ZM98 201H99V200H98ZM100 201H101V200H100ZM102 201H103V200H102ZM117 201H118V200H117ZM153 201H154V200H153ZM155 201H156V200H155ZM163 201H164V200H163ZM163 201H162V202H163ZM169 201H170V200H169ZM173 201H174V200H173ZM16 202H17V197H15L14 195H10V196H8V197L5 196V197L0 198V215L2 216V220H3V222H2L3 225H2V226H3V228H4L3 234L0 236V247H2V246L5 245V247H6L7 249H9V246L12 245V243L8 242V239L10 238V234H11V233H10V228H11L10 226L12 225L13 221L16 220L15 218L17 217V216H16V212H15V204H16ZM78 202H79V201H75V202H74L75 206H77L76 203L78 204ZM86 202H87V201H86ZM86 202H85V203H86ZM94 202H95V201H94ZM94 202H93V203H94ZM115 202H116V201H115ZM115 202H114V203H115ZM156 202H158V201H156ZM159 202H161V201H159ZM182 202H183V201H182ZM193 202H194V201H193ZM217 202H219V201H217ZM82 203H83V202H82ZM85 203H84V204H85ZM151 203H152V202H151ZM166 203H168V202H166ZM170 203H171V202H170ZM176 203H177V200H176ZM176 203H175V204H176ZM194 203H195V202H194ZM8 204L12 205V212H9L8 210H6V206H7ZM80 204H81V203H80ZM80 204H79L78 206H80ZM88 204H90V203H88ZM110 204H111V203H109V205H110ZM154 204H156V203L154 202ZM182 204H184V202H183ZM186 204H187V203H186ZM186 204H184V205H186ZM197 204H198V203H197ZM236 204H237V203H236ZM16 205H17V204H16ZM23 205H24V204H23ZM23 205H22V206H23ZM90 205H91V204H90ZM97 205H98V204H97ZM97 205H96V206H97ZM102 205L104 206V204H102ZM112 205H114V204L112 203ZM115 205H116V204H115ZM151 205L153 206V204H151ZM158 205H161V204H160V203H159V204L157 203V206H158ZM163 205H165V204H163ZM166 205H167V204H166ZM86 206H87V205H86ZM100 206H101V205H100ZM100 206H99V208H100ZM117 206H118V205H117ZM145 206H147V205H145ZM148 206H150V205L148 204ZM148 206H147V207H148ZM70 207H71V206H70ZM81 207H82V206H81ZM81 207H80V209H81ZM93 207H94V206H93ZM101 207H102V206H101ZM107 207H108V206H107ZM107 207H106V208H107ZM147 207H146V208H147ZM171 207H172V206H171ZM171 207H170V208H171ZM184 207H185V206H184ZM202 207H203V206H202ZM211 207H212V206H211ZM211 207H210V208H211ZM224 207H225V206H224ZM4 208H5V210H4ZM82 208H83V207H82ZM88 208H89V207H88ZM97 208H98V207H97ZM99 208H98V209H99ZM108 208H109V207H108ZM117 208H118V207H117ZM146 208H145V209H146ZM151 208H152V207H151ZM155 208H156V207H155ZM155 208H154V209H155ZM163 208H164V207H163ZM163 208H162V209H163ZM190 208H191V207H190ZM24 209H26V208H24ZM70 209H71V208H70ZM72 209H73V205H72ZM77 209H78V208H77ZM85 209H86V208H85ZM92 209H94V208H92ZM100 209H101V208H100ZM103 209H104V208H103ZM109 209H110V208H109ZM109 209H108V210H109ZM113 209H114V208H113ZM115 209H116V208H115ZM152 209H153V208H152ZM159 209H160V208H159ZM162 209H161V211H162ZM171 209H172V208H171ZM75 210H76V209H75ZM78 210H79V209H78ZM148 210H150L149 207H148ZM155 210H156V209H155ZM155 210H154V211H155ZM157 210H158V209H157ZM157 210H156V211H157ZM163 210H164V209H163ZM174 210H175V208H174ZM187 210H188V209H187ZM192 210H193V209H192ZM72 211H73V210H72ZM76 211H77V210H76ZM81 211H82V210H81ZM97 211H98V210H97ZM97 211H96V212H97ZM112 211H113V210H112ZM143 211H144V210H143ZM143 211H142V212H143ZM152 211H153V210H152ZM167 211H169V210H167ZM167 211H166V213H167ZM184 211H185V210H184ZM215 211H216V210H215ZM23 212H25V211H23ZM82 212H84V211H82ZM86 212H87V210H86ZM90 212H91V210H90ZM94 212H95V211H94ZM98 212H99V211H98ZM100 212H101V211H100ZM100 212H99V213H100ZM106 212H107V211H106ZM106 212H105V214H106ZM144 212H145V211H144ZM144 212H143V213H144ZM158 212H159V211H158ZM158 212H157V217L160 218L161 215H159ZM162 212H163V211H162ZM175 212H176V211H175ZM191 212H192V211H191ZM191 212H190V213H191ZM194 212H195V211H194ZM198 212H199V211H198ZM101 213H102V212H101ZM101 213H100V214H101ZM108 213H109V212H108ZM147 213H149V211H148ZM152 213H153V212H152ZM169 213H170V211L168 212V214H169ZM177 213H178V212H177ZM179 213H180V212H179ZM235 213H236V212H235ZM22 214H23V213H22ZM74 214H75V213H74ZM77 214H78V213H77ZM88 214H89V212H88ZM111 214H113V212H112ZM150 214H151V212H150ZM164 214H165V213H164ZM170 214H171V213H170ZM192 214H193V213H192ZM83 215H84V214H83ZM85 215H86V214H85ZM85 215H84V216H85ZM102 215H103V214H102ZM109 215H110V214H109ZM139 215H140V214H139ZM146 215H147V214H146ZM148 215H149V214H148ZM158 215H159V216H158ZM166 215H167V214H166ZM176 215L179 216V215H181V214H179V215L176 214ZM193 215H196V214H193ZM199 215H200V214H199ZM202 215H203V214H202ZM19 216H20V215H19ZM21 216H22V215H21ZM23 216H24V215H23ZM87 216H89V215H87ZM98 216H99V215H98ZM149 216H150V215H149ZM149 216H148V217L146 216V217H147V220H145L146 222L148 221V219L151 218V216H150V218H149ZM167 216H169V215H167ZM167 216H166V219H167ZM172 216H173V215H172ZM33 217H34V216H33ZM77 217H78V216H77ZM101 217H103V216H101ZM137 217H138V216H137ZM162 217H163V221H164V216L162 215L161 218H162ZM174 217H175V216H174ZM196 217H197V216H196ZM198 217H200V216H198ZM201 217H202V216H201ZM240 217H241V216H240ZM34 218H35V217H34ZM87 218H89V217H87ZM107 218H108V216H107ZM143 218H144V217H143ZM170 218H171V216H170ZM17 219H18V217H17ZM20 219L23 220L21 217H19V220H20ZM37 219H38V218H37ZM78 219H79V218H78ZM81 219L84 220V218H82V216H81ZM93 219H94V218H93ZM100 219H101V218H100ZM102 219H104V218H102ZM137 219H138V218H137ZM139 219H142V218H139ZM182 219H184V218H182ZM182 219H181V220H182ZM198 219H199V218H198ZM201 219H203V217H202ZM205 219H208V218H205ZM236 219H237V217H236ZM83 220H82V221H83ZM87 220H88V219H87ZM90 220H91V219H90ZM90 220H89V221H90ZM94 220H95V219H94ZM96 220H97V219H96ZM98 220H99V219H98ZM117 220H118V217H117ZM135 220H136V219H135ZM135 220H134V221H135ZM152 220H154V219H152ZM173 220H174V218H173ZM175 220H176V219H175ZM177 220H178V218H177ZM203 220H204V219H203ZM209 220H210V219H209ZM78 221H80V220H78ZM102 221H103V220H102ZM104 221H105V220H104ZM141 221H142V220H141ZM143 221H144V220H143ZM143 221H142V223H144ZM155 221H156V220H155ZM155 221H152V224H153V222H154V224L157 222V221H156V222H155ZM158 221H159V220H158ZM160 221H161V220H160ZM160 221H159V222H160ZM197 221H199V220H197ZM204 221H205V220H204ZM84 222H85V221H84ZM91 222L93 223V221H91ZM91 222H90V224H91ZM96 222H97V221H96ZM117 222H118V221H117ZM130 222H131V221H130ZM130 222H129V223H130ZM146 222H145V223H146ZM161 222H162V221H161ZM164 222H165V221H164ZM200 222H201V221H200ZM206 222H207V221H206ZM211 222H212V220H211ZM27 223H28V222H27ZM82 223H83V222H82ZM82 223H81V224H82ZM131 223H132V222H131ZM139 223H140V222H139ZM142 223H141V224H142ZM162 223H163V222H162ZM166 223L168 224V222H166ZM172 223H173V222H172ZM175 223H176V221H175ZM177 223H178V222H177ZM177 223H176V224H177ZM213 223H214V222H213ZM84 224H85V223H84ZM87 224H88V223H87ZM104 224H105V223H104ZM110 224H111V223H110ZM164 224H165V223H164ZM167 224H166V225H167ZM169 224H171V223H169ZM179 224H180V221H179ZM185 224H186V223H185ZM188 224H189V223H188ZM198 224H199V223H198ZM203 224H204V223H203ZM82 225H83V224H82ZM102 225H103V224H102ZM102 225H101V226H102ZM123 225H124V224H123ZM135 225H136V224H135ZM139 225H140V224H139ZM142 225H143V224H142ZM150 225H151V222H150ZM159 225H160V223H159ZM177 225H178V224H177ZM177 225H176V226H177ZM182 225L184 226V224H182ZM194 225H197V224H194ZM83 226H84V225H83ZM88 226H90V225H88ZM93 226H97V225H94V223H93V224H91V228H92ZM106 226H107V225H106ZM109 226H110V225H109ZM119 226H120V224H119ZM126 226H127V225H126ZM128 226H129V225H128ZM132 226H133V225H132ZM151 226H152V225H151ZM153 226H154V225H153ZM167 226H168V225H167ZM174 226H175V224H174ZM179 226H180V225H179ZM185 226H186V225H185ZM197 226H198V225H197ZM110 227H111V226H110ZM117 227H118V226H117ZM120 227H121V226H120ZM120 227H119L118 229H120ZM123 227H124V226H123ZM129 227H130V226H129ZM133 227H134V226H133ZM133 227H131V228H133ZM136 227H137V225H136ZM138 227H139V226H138ZM140 227H141V226H140ZM142 227H143V226H142ZM155 227H156V226H155ZM163 227H165V226L163 225ZM170 227H171V226H170ZM0 228H1V227H0ZM89 228H90V227H89ZM94 228H95V227H94ZM97 228H98V226H97ZM97 228H96V229H97ZM147 228H148V227H147ZM157 228H159V227L157 226ZM174 228H177V229H178V227H174ZM154 229H155V228H154ZM163 229H164V228H163ZM163 229H162V230H163ZM177 229H176V230H177ZM184 229H185V228H184ZM186 229L188 230V228H186ZM196 229H197V228H196ZM196 229H195V230L192 229V231H196ZM200 229H201V227H200ZM11 230H12V228H11ZM100 230H101V229H100ZM103 230H104V229H103ZM105 230H106V229H105ZM107 230H108V229H107ZM107 230H106V231H107ZM114 230H115V229H114ZM120 230H121V229H120ZM129 230H132V229H129ZM133 230H134V229H133ZM137 230H138V229H137ZM141 230H142V228H141ZM143 230H148V229L145 228V229H143ZM157 230H158V229H157ZM167 230H168V229H167ZM197 230H198V229H197ZM87 231H88V230H87ZM92 231H93V229H92ZM95 231H96V230H95ZM118 231H119V230H118ZM123 231L125 232V229H123ZM123 231H122V232H123ZM127 231H128V229H127ZM127 231H126V232H127ZM150 231H151V230H150ZM201 231H202V230H201ZM201 231H200V232H201ZM203 231H204V230H203ZM88 232H89V231H88ZM88 232H87V233H88ZM93 232H94V231H93ZM130 232H131V231H130ZM133 232H134V231H132V233H133ZM138 232H140V230H139ZM138 232H136V233L138 234ZM143 232H144V231H143ZM143 232H142V233H143ZM154 232H156V231H154ZM162 232H163V231H162ZM165 232H167L166 229H165ZM171 232H172V230H171ZM177 232H180V231H177ZM189 232H190V231H189ZM189 232H188V233H189ZM97 233H98V232H97ZM100 233H101V232H100ZM100 233H99L98 235H100ZM108 233H109V232H108ZM128 233H129V232H128ZM132 233H131V234H132ZM142 233H140V236H141ZM145 233H146V231H145ZM149 233H150V232H149ZM152 233H153V232H152ZM159 233H161V232H159ZM163 233H164V232H163ZM169 233H170V232H169ZM173 233H174V232H173ZM186 233H187V232H186ZM209 233H210V232H209ZM211 233H213V232H211ZM214 233H215V232H214ZM242 233H243V232H242ZM247 233H248V232H247ZM103 234H104V233H103ZM129 234H130V233H129ZM131 234H130V235H131ZM134 234H135V233H134ZM137 234H136V237H137ZM143 234H144V233H143ZM147 234H148V233H147ZM147 234H146V235H143V236L146 237ZM156 234H157V233H156ZM166 234H167V233H166ZM181 234H182V233H181ZM183 234H184V232H183ZM183 234H182V235H183ZM200 234H201V233H200ZM204 234H205V233H204ZM207 234H208V233H207ZM216 234H218V233L216 232ZM243 234H244V233H243ZM87 235H88V234H87ZM112 235H113V234H111V236H112ZM125 235H127V234H125ZM172 235H173V234H172ZM174 235H175V234H174ZM178 235H179V234H178ZM187 235H188V234H187ZM187 235H186V236H187ZM205 235H206V234H205ZM210 235H211V234H210ZM218 235H219V234H218ZM11 236H12V235H11ZM91 236H92V235H91ZM91 236L89 235L88 237H91ZM101 236H102V235H101ZM105 236H106V235H105ZM108 236H109V234H108ZM128 236H129V235H128ZM131 236H132V235H131ZM131 236H130V237H131ZM140 236H139V237H140ZM164 236H165V235H164ZM168 236H169V235H168ZM176 236H177V234H176ZM179 236H181V235H179ZM211 236H212V235H211ZM244 236H246V235L244 234ZM79 237H80V236H79ZM93 237H94V235H93ZM136 237H135L134 239H136ZM161 237H163V236L161 235ZM171 237H172V236H171ZM212 237H213V236H212ZM214 237H215V236H214ZM224 237H225V236H224ZM12 238H13V237H12ZM95 238H96V237H95ZM101 238H102V237H101ZM141 238H142V236H141ZM159 238H160V237H159ZM168 238L170 239V236H169ZM179 238H180V237H179ZM218 238H219V237H218ZM218 238H217V239H218ZM90 239H91V238H90ZM104 239H105V238H103L102 240H104ZM109 239H111V237H110ZM128 239H129V238H128ZM160 239H161V238H160ZM160 239H159V240H160ZM169 239H168V240H169ZM174 239H175V238H174ZM174 239H173V240H174ZM181 239H182V238H181ZM78 240H80V239H78ZM129 240H130V239H129ZM161 240H162V239H161ZM173 240H172V239L170 240V244H173V243L176 241V240H175L174 242H171V241H173ZM82 241H83V240H82ZM90 241H91V240H90ZM94 241H95V240H94ZM96 241H97V240H96ZM109 241H110V243H111V240H109ZM109 241H108V242H109ZM165 241H167V240H165ZM217 241H220V240H217ZM222 241H223V240H222ZM56 242H59V241H56ZM60 242H61V241H60ZM75 242H76V241H75ZM91 242H92V241H91ZM159 242H160V241H159ZM167 242H168V241H167ZM176 242H177V241H176ZM176 242H175V243H176ZM81 243H82V242H81ZM88 243H89V241H88ZM99 243H100V242H99ZM133 243H134V242H133ZM161 243H162V241H161ZM164 243H165V242H164ZM178 243H179V241H178ZM178 243H177V244H178ZM230 243H231V242H230ZM57 244L59 245L60 243H57ZM62 244H63V243H62ZM62 244H61V245H62ZM91 244H92V243H90V245H91ZM96 244H97V243H96ZM107 244H108V243H107ZM135 244H136V242H135ZM167 244H168V243H167ZM170 244H169V245H170ZM218 244H220V243H218ZM223 244H224V242H223ZM253 244H254V243H253ZM253 244H252V245H253ZM13 245H14V244H13ZM36 245H37V244H36ZM63 245H64V244H63ZM102 245H103V241H102ZM105 245H106V244H105ZM133 245H134V244H133ZM174 245H176V244H174ZM99 246H100V245H99ZM227 246H228V245H227ZM20 247H21V246H20ZM60 247H61V246H60ZM100 247H102V246H100ZM222 247L224 248V246H222ZM229 247H230V246H229ZM12 248H13V247H12ZM17 248H18V247H17ZM234 248H235V247H234ZM10 249H11V247H10ZM232 249H233V248H232ZM232 249H231V250H232ZM256 249H257V248H256ZM20 250H21V248H20ZM5 252H7V251H5ZM225 252H226V250H225ZM232 252H233V251H232ZM7 254H8V253H7ZM229 254H230V253H229ZM204 255H205V254H204ZM206 255H207V254H206ZM208 255H209V254H208ZM208 255H207V257H208ZM5 256H6V255H5ZM31 256H32V255H31ZM19 257H20V256H19ZM207 257H206V258H207ZM214 257H216V256H214ZM200 258H201V257H200ZM204 258H205V257H204ZM17 259L19 260V258H17ZM207 259H209V258H207ZM211 259H212V256H211L210 260H211ZM213 259H214V258H213ZM216 259H217V258H215V260H213V261H216V262H214V264H215V263H216V264L218 263ZM11 260H12V259L10 258V261H11ZM13 260H14V259H13ZM23 260H24V259H23ZM193 260H194V259H193ZM197 260H198V259H197ZM195 261H196V260H195ZM203 261H204V260H202V261H200V262L203 263ZM211 261H212V260H211ZM211 261H208L209 264L212 263ZM192 262H193V261H192ZM204 262L206 263L207 261H204ZM210 262H211V263H210ZM205 263H204V264H205ZM192 264H194V263H192ZM207 264H208V263H207Z\"/></svg>",
	"mask_w": 264,
	"mask_h": 264
}]
</instances>
